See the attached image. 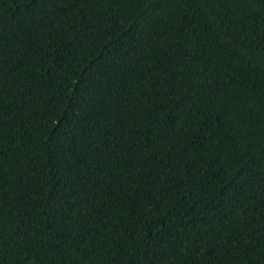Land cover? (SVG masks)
<instances>
[{"label":"trees","instance_id":"obj_1","mask_svg":"<svg viewBox=\"0 0 264 264\" xmlns=\"http://www.w3.org/2000/svg\"><path fill=\"white\" fill-rule=\"evenodd\" d=\"M0 264H264V0H0Z\"/></svg>","mask_w":264,"mask_h":264}]
</instances>
